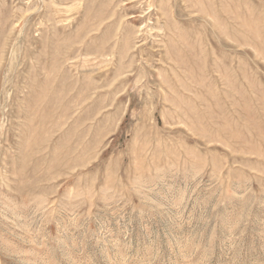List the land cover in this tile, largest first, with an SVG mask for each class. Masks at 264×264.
<instances>
[{"label": "rangeland", "instance_id": "rangeland-1", "mask_svg": "<svg viewBox=\"0 0 264 264\" xmlns=\"http://www.w3.org/2000/svg\"><path fill=\"white\" fill-rule=\"evenodd\" d=\"M0 264H264V0H0Z\"/></svg>", "mask_w": 264, "mask_h": 264}]
</instances>
